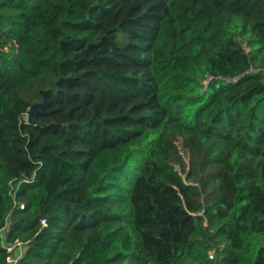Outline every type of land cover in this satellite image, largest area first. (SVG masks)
Listing matches in <instances>:
<instances>
[{
    "label": "trees",
    "instance_id": "trees-1",
    "mask_svg": "<svg viewBox=\"0 0 264 264\" xmlns=\"http://www.w3.org/2000/svg\"><path fill=\"white\" fill-rule=\"evenodd\" d=\"M15 240L19 264H264V0H0V264Z\"/></svg>",
    "mask_w": 264,
    "mask_h": 264
},
{
    "label": "rangeland",
    "instance_id": "rangeland-1",
    "mask_svg": "<svg viewBox=\"0 0 264 264\" xmlns=\"http://www.w3.org/2000/svg\"><path fill=\"white\" fill-rule=\"evenodd\" d=\"M26 119H27V114H26ZM173 148L177 152L178 156L183 159L187 164L192 162L194 166L196 167L198 174L200 177L204 178V181L207 179L209 176V173L212 171L211 168H206L204 166V158L205 154L204 152H198L195 154L191 160L189 159V153L187 152V147L182 146L181 143H178L174 140H172ZM172 162H175V159H172Z\"/></svg>",
    "mask_w": 264,
    "mask_h": 264
},
{
    "label": "built area",
    "instance_id": "built-area-1",
    "mask_svg": "<svg viewBox=\"0 0 264 264\" xmlns=\"http://www.w3.org/2000/svg\"><path fill=\"white\" fill-rule=\"evenodd\" d=\"M23 205H20L22 208ZM41 223L45 225V220H41ZM3 247L6 249L7 256L5 258L7 264H19V259L23 256L26 245L24 242L15 240L11 243H4ZM209 257L211 258L212 255L210 254Z\"/></svg>",
    "mask_w": 264,
    "mask_h": 264
},
{
    "label": "water",
    "instance_id": "water-1",
    "mask_svg": "<svg viewBox=\"0 0 264 264\" xmlns=\"http://www.w3.org/2000/svg\"><path fill=\"white\" fill-rule=\"evenodd\" d=\"M239 77H241V74L240 75H238V76H236V77H234V78H222V77H217V79H227V80H229V81H237L238 79H239ZM44 102H45V99H43V101H41V102H35V103H33L32 105H31V107H30V109H29V111L27 112V123H29V124H37L39 121L37 120V113H38V111H39V107L41 106V105H43L44 104Z\"/></svg>",
    "mask_w": 264,
    "mask_h": 264
}]
</instances>
